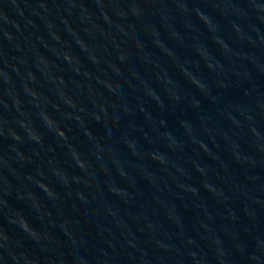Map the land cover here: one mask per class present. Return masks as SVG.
Instances as JSON below:
<instances>
[{
	"label": "water",
	"instance_id": "water-1",
	"mask_svg": "<svg viewBox=\"0 0 264 264\" xmlns=\"http://www.w3.org/2000/svg\"><path fill=\"white\" fill-rule=\"evenodd\" d=\"M0 264H264V0H0Z\"/></svg>",
	"mask_w": 264,
	"mask_h": 264
}]
</instances>
